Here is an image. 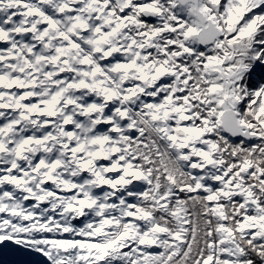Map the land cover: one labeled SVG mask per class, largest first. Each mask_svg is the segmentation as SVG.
I'll return each mask as SVG.
<instances>
[{
    "label": "clouds",
    "instance_id": "clouds-1",
    "mask_svg": "<svg viewBox=\"0 0 264 264\" xmlns=\"http://www.w3.org/2000/svg\"><path fill=\"white\" fill-rule=\"evenodd\" d=\"M264 0H0V237L42 264H264Z\"/></svg>",
    "mask_w": 264,
    "mask_h": 264
},
{
    "label": "snow or ice",
    "instance_id": "snow-or-ice-1",
    "mask_svg": "<svg viewBox=\"0 0 264 264\" xmlns=\"http://www.w3.org/2000/svg\"><path fill=\"white\" fill-rule=\"evenodd\" d=\"M250 75L253 84L264 80V64L257 61ZM42 260L38 253L20 247L12 239L0 237V264H42Z\"/></svg>",
    "mask_w": 264,
    "mask_h": 264
}]
</instances>
